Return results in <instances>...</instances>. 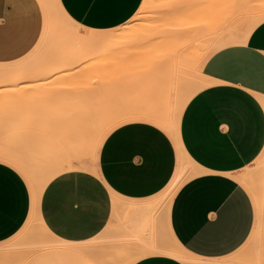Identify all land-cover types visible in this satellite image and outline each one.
<instances>
[{
    "label": "crops",
    "instance_id": "0c3cea01",
    "mask_svg": "<svg viewBox=\"0 0 264 264\" xmlns=\"http://www.w3.org/2000/svg\"><path fill=\"white\" fill-rule=\"evenodd\" d=\"M141 1L58 0L65 14L89 32L124 24ZM257 1L264 5V0ZM65 4L79 19L69 15ZM249 10L225 26H233V33L219 40L199 68L209 85L187 102L174 139L149 121L123 125L102 143L95 173L76 163L45 186L38 213L54 237L82 243L100 236L112 221V232L124 225L120 235L125 239L138 237L163 246L169 237L186 257L209 263L241 251L251 240L258 206L239 175L264 152V15ZM42 29L39 0H0V65L30 53ZM163 92L152 85L147 95L153 102L143 106H166ZM32 146L23 145L31 149L36 166V143ZM177 150L198 173L160 207L158 199L177 168ZM11 152L7 154L14 157ZM31 204L27 179L0 159V244L19 232ZM133 264L186 263L150 255Z\"/></svg>",
    "mask_w": 264,
    "mask_h": 264
},
{
    "label": "rangeland",
    "instance_id": "374dc122",
    "mask_svg": "<svg viewBox=\"0 0 264 264\" xmlns=\"http://www.w3.org/2000/svg\"><path fill=\"white\" fill-rule=\"evenodd\" d=\"M48 1L54 10V25L48 27V34L40 46H35L25 56H29L26 65L12 69L9 74H0V150L5 153L12 151L14 157L15 154L20 155L16 157L17 164L20 169L23 168L20 172L27 179L32 197L31 211L22 228L14 237L0 244V264H88L89 260L90 264H126L128 260L132 264L146 251L149 252L152 246L159 247V244L146 243L138 237L130 240L123 238L120 234L124 225H118L112 232L114 225L111 221L100 236L82 243L54 237L38 213L46 181L64 171L75 169L76 163L80 164L79 168L95 173L98 152L106 137L123 125L141 122L137 118L143 109L164 116L168 127L163 131L174 139L169 124L174 117V104L181 95L178 91L183 92L182 86L186 82L188 85L195 84L203 79L198 71L206 57L220 44L221 38L229 31L233 33V26L229 29L226 25L236 16L248 15L249 8L253 10L252 15L262 17L264 11L261 8L264 5H260L257 0H236L241 7L215 12L212 15L213 22L206 28L189 29L180 21L209 12L208 9L194 7L209 0H146L145 4V0H142L136 13L124 24L99 30L108 31L104 34L108 37L115 29L129 26L128 31H116L118 36L111 44L116 47H110L108 41L92 45L81 43L78 35H86L90 29L67 22L57 12L54 0ZM176 11L182 15L169 14ZM236 20L240 21L239 18ZM177 29L182 31L181 35L166 38L165 34L174 33ZM92 37L97 39L94 35ZM22 59L0 65V69L14 68ZM121 68L130 69L133 75L117 79L114 70ZM152 85L164 88L163 95L167 93L168 98L165 97L168 101L166 106H143L153 102L147 95ZM171 87L174 91L169 90ZM34 133L36 140L33 139ZM34 143L36 166L32 164L31 149L29 152L28 147H23L24 144L32 146ZM177 156L174 176L158 199L160 207L169 203L170 184L179 186L198 173L196 167L187 163L178 150ZM69 162V168L65 167ZM26 168L29 172L23 171ZM178 171H181L180 175L183 173L182 178L175 177ZM48 175L50 177L46 178ZM239 179L246 187L249 183L255 186V191L248 187L252 195L257 194L260 199L264 197V152L239 175ZM31 182L40 190L37 192H41L37 198ZM262 221L263 229L257 231L241 251L210 263L264 264V217ZM88 246L91 250L85 251V255L83 250ZM163 246L160 245L169 254L179 253L169 237ZM125 247L128 249H123ZM132 249L135 256L132 255ZM117 252L118 256L124 253L128 255L127 260L117 257ZM191 264L196 262L192 261ZM205 264H209V261Z\"/></svg>",
    "mask_w": 264,
    "mask_h": 264
},
{
    "label": "bare ground",
    "instance_id": "6f19581e",
    "mask_svg": "<svg viewBox=\"0 0 264 264\" xmlns=\"http://www.w3.org/2000/svg\"><path fill=\"white\" fill-rule=\"evenodd\" d=\"M39 2H40V5H41V7H42V12H43V15H44V23H43V26L45 27H43V29H42V33H41V37H40V40L38 41V44L36 45V48H37V46L39 45V44H41V42H42V40L44 39V37L46 36V34H48L47 32V29H48V27H51L52 25H54V23L52 24V20H53V17H52V7H51V4H50V2L48 1V0H39ZM54 2H55V5H56V9L58 10L57 12L59 13V15L60 16H62L63 17V19H65L67 22H69V23H71V24H73V25H75V23L65 14V12L63 11V9L61 8V6H60V4H59V2H58V0H54ZM145 2H146V0L144 1V4H145ZM54 11V10H53ZM54 21V20H53ZM128 29H129V26L128 25H124V26H122L121 28H119V29H115V31H113L112 32V34L111 35H108V37H107V35H104V34H106L107 32H88V34H86V35H78L79 36V39H80V42L81 43H86V44H89V45H92V44H94V43H106L107 41H108V44H110V47H114L115 45H111L112 43L114 44V39H116L117 38V36H118V33L116 32L117 30L118 31H128ZM95 36V37H97V39H94V37H92L93 35ZM117 45V44H116ZM40 46V45H39ZM109 46V45H108ZM116 47V46H115ZM204 50L205 49H203L202 50V53L204 52ZM28 60H29V56L28 57H25L24 59H22V61H21V63L20 64H18L17 66H15L14 68H6V69H0V74H1V76L2 75H6V74H9L10 73V71L13 69H18V67H21V65H26L27 64V62H28ZM153 66V65H152ZM154 69H155V67H154ZM153 72V71H152ZM157 72H155V74H156ZM11 75V74H10ZM11 78V77H10ZM202 78V77H201ZM161 79V78H160ZM163 79H164V77H163ZM15 81V80H14ZM13 81V82H14ZM18 81V80H17ZM20 81V80H19ZM186 82V81H185ZM162 83V82H161ZM195 83V82H194ZM163 84V83H162ZM174 84H176V83H174ZM185 85H183L182 87H183V92L182 91H178V92H180L179 94H181L180 96H179V101L178 102H176V104H174V106H175V109L173 108V119H172V122H170V131L173 133V136L174 137H176L177 136V131H178V125H179V120H180V116H181V114H182V111H183V109H184V107L186 106V104H187V102L190 100V98L196 93V91L197 92H199L201 89H203V88H205L206 86H208L209 85V82L207 81V80H205L204 78L201 80V81H198V82H196L195 84H187V82L186 83H184ZM177 85V84H176ZM174 86V85H173ZM178 87V86H177ZM174 88H176V87H174ZM173 90V87H171V88H169V90ZM169 90L167 89V91L169 92ZM174 91V90H173ZM173 91H172V94H173ZM182 92V93H181ZM165 96H167V93L165 94ZM176 96H177V91H176ZM260 96V95H259ZM171 97H173V96H171ZM167 98V97H166ZM168 99V98H167ZM164 100V103H167L168 101H166L165 102V98L163 99ZM261 100H263V98H260V101ZM74 103V102H73ZM92 105V104H91ZM91 107V106H90ZM73 113V112H72ZM61 115V114H60ZM68 115V114H67ZM72 117V116H71ZM85 117V116H84ZM60 118V117H59ZM137 119H141V120H144V121H149V122H152V123H154V124H156V125H158L159 127H161L162 129H166L168 126H167V124H166V119H165V117L164 116H162L161 114H158V113H155V112H152V111H150V110H146V109H143L142 110V112H141V114L138 116V118ZM61 120V119H60ZM57 121V120H56ZM65 122V121H64ZM67 124V123H66ZM70 125V124H69ZM91 126V125H90ZM43 129H45V128H43ZM41 130V129H40ZM46 130V129H45ZM50 130V129H49ZM48 130V131H49ZM52 130V129H51ZM59 130H60V128H59ZM70 132V131H69ZM63 134H64V132H63ZM69 134V133H68ZM53 137V136H52ZM42 138V137H41ZM40 138V139H41ZM62 138V137H61ZM43 140V139H42ZM44 140L46 141V139L44 138ZM44 141V142H45ZM49 142V141H48ZM61 143V142H60ZM64 143V142H63ZM43 145V144H42ZM9 148V147H8ZM5 149H7V148H5ZM8 152V151H7ZM12 153V152H11ZM14 155V154H13ZM19 155V154H18ZM15 156L16 157H19V156H17V154H15ZM39 156V155H38ZM16 157H9V155L7 154V153H5L4 151H1L0 150V159H2V160H5V161H8L9 163H11V164H13L14 166H16L20 171H22V169L23 168H21L20 169V167L18 166V164H17V161H18V159H16ZM21 157H22V155H21ZM48 158V157H47ZM184 158V160L187 162V163H189L190 164V162H189V160L186 158V157H183ZM24 159V158H23ZM33 159H35V158H33ZM19 160H21L22 161V159L20 158ZM28 161V160H27ZM37 161V160H36ZM41 161V160H40ZM24 161H22V163H23ZM35 162V161H34ZM25 164V163H24ZM23 164V165H24ZM35 164V163H34ZM70 164V162L69 163H66V165H64L65 167H68V165ZM34 166V165H33ZM83 166V165H82ZM26 167V166H25ZM69 168V167H68ZM25 170L27 171V172H29L28 171V169L26 168V169H24L23 171L25 172ZM180 172L181 171H178L177 173H176V176L175 177H177V176H180L181 178L184 176L183 175V173H181V175H180ZM98 173V170H97V172H96V174ZM28 174V173H27ZM48 177H50L49 175L46 177V178H48ZM27 178H29V177H27ZM46 178L44 179V180H46ZM40 180V179H39ZM52 180V178L50 177V179H48L47 181H46V184L43 182L42 184L44 185V187H43V190H44V188H45V186L50 182ZM182 180V179H181ZM243 181H245L246 183H247V180L246 179H243ZM37 182V181H36ZM39 182V181H38ZM42 184H41V187H42ZM250 185H248V187L250 186L251 187V189L252 190H254L255 191V186H253L252 185V183H249ZM31 186H32V189H33V191H35V193H36V198H37V196H40V193L41 192H37V190H39L38 189V187L36 186V185H34V183L33 182H31ZM178 185H176V183H173V184H170V186H169V192H168V195L169 196H171V194L173 193V191L175 190V188L177 187ZM36 187H37V189H36ZM40 187V188H41ZM40 191V190H39ZM256 193V192H255ZM168 196V197H169ZM254 197H255V199H256V202H257V206H258V217H259V220H258V226H257V229H256V231H255V233H254V235L256 234V232L257 231H259L260 229H261V225H262V218H263V216H264V201H262V199L264 198H262V199H260V197L259 196H257V194H254ZM37 200V199H36ZM36 204H38L37 203V201H36ZM38 210H39V208H38ZM33 218V217H32ZM40 218V217H39ZM32 220V219H31ZM34 220H36V213H35V216H34ZM31 222H33V221H31ZM30 227H32V226H30ZM36 227V226H35ZM254 235L252 236V238L254 237ZM251 238V239H252ZM64 241V240H63ZM172 241V240H171ZM251 241V240H250ZM249 241V242H250ZM174 244V243H173ZM90 245V244H89ZM145 245V244H144ZM176 246V245H175ZM92 248L94 247V246H91ZM145 248V247H144ZM149 248V247H148ZM176 248L178 249V247L176 246ZM123 249H128V248H123ZM87 250H91L90 248H89V246H88V248L86 249L85 248V250H83V254H85V251H87ZM146 250H148V249H146ZM119 251V250H118ZM123 251V250H122ZM128 251V250H127ZM92 252V251H91ZM120 252V251H119ZM119 252H117V257H120V259L122 258V259H124V260H127V256L128 255H126L125 253L124 254H120L121 256H118V253ZM125 252V251H124ZM147 252V253H146ZM144 254H142L139 258H138V260L139 259H141V258H143V257H146V256H150V255H167V256H171V257H174V258H176V259H179L180 261H182V262H184V263H186V264H191V262L192 261H195L196 262V264H197V262H198V264H205V262L204 261H200V260H194V259H191V258H188V257H186L180 250H179V253H178V251H177V253L176 254H169L165 249H162L161 247H160V245H159V247L158 246H152L151 247V250L148 252V251H146ZM243 252H245V250L243 251ZM88 253H90V251L88 252ZM85 255H87V253L85 254ZM86 257V256H85ZM85 259V258H84ZM85 260H87L88 261V259H85ZM64 261H65V259H64ZM129 261V260H128ZM128 261L126 262V264H131V263H128ZM90 262V260L88 261V264H90L89 263ZM60 263H62V262H60ZM86 263V262H85ZM134 263V262H133ZM132 263V264H133ZM87 264V263H86ZM92 264V263H91ZM94 264V263H93ZM99 264V263H98ZM209 264H213L212 262L211 263H209Z\"/></svg>",
    "mask_w": 264,
    "mask_h": 264
},
{
    "label": "snow or ice",
    "instance_id": "6c2138e0",
    "mask_svg": "<svg viewBox=\"0 0 264 264\" xmlns=\"http://www.w3.org/2000/svg\"><path fill=\"white\" fill-rule=\"evenodd\" d=\"M242 5L238 4L236 0H209L207 3H201L198 5H194V7L203 8L210 10L209 12L205 13L203 16L199 17H187L180 21L181 24L185 28L194 29V28H206L208 27L213 21H212V15L217 11L227 10V9H236L238 7H241ZM251 7L252 5H248ZM65 10L69 13L70 16H72L74 19H79L75 16V14L72 12L70 8L67 7L65 4ZM170 15H182L180 11H176L174 13H169ZM182 34V31L180 29H177L174 33H168L165 34L166 38H172L173 36H179ZM159 39V38H158ZM116 73V78L119 79L122 76H131L133 75V72L130 69L127 68H121L114 70ZM25 87H28L30 85H24ZM19 175V173H17Z\"/></svg>",
    "mask_w": 264,
    "mask_h": 264
}]
</instances>
